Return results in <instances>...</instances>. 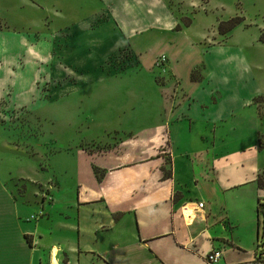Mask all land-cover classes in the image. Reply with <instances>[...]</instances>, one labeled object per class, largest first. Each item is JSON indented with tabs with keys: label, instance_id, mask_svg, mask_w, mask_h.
Here are the masks:
<instances>
[{
	"label": "crops",
	"instance_id": "obj_1",
	"mask_svg": "<svg viewBox=\"0 0 264 264\" xmlns=\"http://www.w3.org/2000/svg\"><path fill=\"white\" fill-rule=\"evenodd\" d=\"M167 3L109 0L101 24L80 20L64 29V58L84 68L68 93L109 76L100 66L108 47L127 46L138 64L139 40L146 37L153 51L147 70L164 54L166 71L163 82L152 80L154 98L144 101L143 118L126 117L110 147L68 146L64 162L40 168L41 174L0 170V264H206L212 248L221 251L217 264L252 260L256 203L263 195L256 177L264 165L255 162L257 133L251 139L230 133L235 111L226 107L228 87L250 70L242 56L227 55L222 42L208 43L214 39L209 30L196 31L192 20L182 25L184 15ZM21 52L18 34L0 28V63H14ZM198 66L202 73L192 79ZM24 70L0 64V88ZM234 134L239 139L232 146ZM3 143L0 148H8ZM198 201L203 206L195 210Z\"/></svg>",
	"mask_w": 264,
	"mask_h": 264
},
{
	"label": "rangeland",
	"instance_id": "obj_2",
	"mask_svg": "<svg viewBox=\"0 0 264 264\" xmlns=\"http://www.w3.org/2000/svg\"><path fill=\"white\" fill-rule=\"evenodd\" d=\"M108 2L0 0V16L9 23L0 20V28L17 33L22 41L21 55H17L14 63L9 65L1 60L0 64L15 71L25 69L6 89L0 88V146L1 142L6 145L5 140L19 147L10 150L8 144V148H0L1 172L45 173L40 168L64 162V149L68 146L78 143L90 150L108 148L121 138L126 117L135 114L138 119L143 118L147 111L144 101L154 98L152 80L157 84L163 82L166 71V65L154 64L158 55L153 60L152 72L147 70L153 51L146 36L152 35V31L142 34L146 38L139 40L142 56L138 64L127 46L115 50L108 47L103 50L107 56L100 66L102 75L109 76L90 88L68 93L69 82H74L79 77L77 72L84 68L74 58H64L69 35L64 29L80 20L92 27L101 24L108 19ZM167 4L184 15L181 20L186 17L192 20L196 31L209 30L208 35L214 39L208 43L222 42L227 55L242 56L240 62L244 60L250 71L243 79L231 83L226 92V107L235 111L230 133H245L241 139H251L257 133L259 152L255 162L264 165V43L259 41L264 32V0H168ZM235 16L241 17V22L227 33L219 34L218 23ZM191 49L192 53L197 50ZM32 68L37 69L34 83ZM90 68L88 64L86 69ZM201 73L202 66H198L195 78ZM53 86L57 87L56 91ZM248 98L251 105L245 103ZM238 139L232 135L231 145L238 144L235 143ZM260 175L264 179V170ZM22 190L24 183L16 192ZM259 218L261 223L260 215ZM261 228L259 225V233ZM246 264H255L254 256Z\"/></svg>",
	"mask_w": 264,
	"mask_h": 264
},
{
	"label": "built area",
	"instance_id": "obj_3",
	"mask_svg": "<svg viewBox=\"0 0 264 264\" xmlns=\"http://www.w3.org/2000/svg\"><path fill=\"white\" fill-rule=\"evenodd\" d=\"M166 55L160 54L156 57L154 64L158 67L164 66L166 63ZM203 202L198 201L196 203L195 210L202 208ZM259 215L262 217L261 223ZM195 216H191L190 222L194 220ZM256 221H257V235H256V244L254 251L255 264H264V190L263 195L260 196L256 203ZM259 225H262L261 233H259ZM221 256V251L216 248L210 249L205 255L206 264H217L218 259Z\"/></svg>",
	"mask_w": 264,
	"mask_h": 264
},
{
	"label": "trees",
	"instance_id": "obj_4",
	"mask_svg": "<svg viewBox=\"0 0 264 264\" xmlns=\"http://www.w3.org/2000/svg\"><path fill=\"white\" fill-rule=\"evenodd\" d=\"M242 18L239 16H235V17H231L226 21H220L218 23V27H217V31L219 34H225L228 31H230L232 28H234L236 25H238L241 22ZM181 22H183L184 26H188L190 24V19L189 18H184L181 20ZM175 30H179L180 29V24H177L175 27ZM259 41H261L262 43H264V32H262L259 36ZM197 69V68H196ZM196 69H194L191 73V78L192 79H196L195 78V72ZM94 173L96 175L97 179H100L102 176V171L100 172L96 167H94ZM164 175L169 176L170 172H166L164 171ZM256 184L258 186V188H263L264 187V179H262L261 175L258 174V176L256 177Z\"/></svg>",
	"mask_w": 264,
	"mask_h": 264
},
{
	"label": "bare ground",
	"instance_id": "obj_5",
	"mask_svg": "<svg viewBox=\"0 0 264 264\" xmlns=\"http://www.w3.org/2000/svg\"><path fill=\"white\" fill-rule=\"evenodd\" d=\"M184 211H185V213H188V210L185 209Z\"/></svg>",
	"mask_w": 264,
	"mask_h": 264
}]
</instances>
